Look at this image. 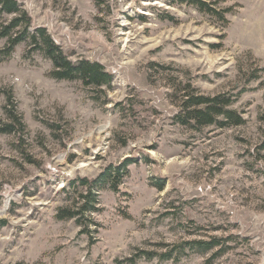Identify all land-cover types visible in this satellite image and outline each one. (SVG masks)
<instances>
[{
  "label": "rangeland",
  "instance_id": "rangeland-1",
  "mask_svg": "<svg viewBox=\"0 0 264 264\" xmlns=\"http://www.w3.org/2000/svg\"><path fill=\"white\" fill-rule=\"evenodd\" d=\"M17 1L71 60L113 79L100 91L56 80L24 42L0 61V120L11 90L27 130L21 146L0 133V263L264 264V0H203L228 9L224 24L172 0ZM188 92L231 95L243 122L182 125ZM125 158L91 237L55 219L71 179ZM213 237L208 251L187 245Z\"/></svg>",
  "mask_w": 264,
  "mask_h": 264
},
{
  "label": "trees",
  "instance_id": "trees-1",
  "mask_svg": "<svg viewBox=\"0 0 264 264\" xmlns=\"http://www.w3.org/2000/svg\"><path fill=\"white\" fill-rule=\"evenodd\" d=\"M93 1L99 3V0ZM172 1L189 4L198 11L214 16L223 24L226 22L225 13L228 9H216L203 0ZM3 16L7 18L0 19V39H4V45L0 48V61L8 58L14 48L24 42L27 45V54L39 53L50 61L49 75L56 80H78L90 90L99 91L111 85L112 74L107 72L101 63L84 58L71 60L45 27L32 25L31 17L17 0H0V18ZM233 101L232 96L225 93L207 96L188 92L182 100V113H178L176 119L182 125L215 124L219 127L238 125L243 122V118L231 108ZM2 109L6 119L0 120V133L13 134L18 141L16 145L21 146L20 142L27 135V130L22 115L17 111L11 90L5 91V104ZM25 155L28 163L38 164L29 155ZM134 162L135 159L125 158L117 164H107L92 178L71 179L68 186L62 189L64 205L56 209L55 219L72 220L79 228L80 235L91 237L99 226L93 215L100 210V192L104 189L118 192L121 180L128 173V166ZM157 187L162 189L163 183L158 184ZM5 224L6 221L0 219V227ZM220 243V239L213 237L209 240H192L187 245L191 249L208 251ZM146 257L149 259L153 255L146 254ZM160 257L161 260L172 259V253H164Z\"/></svg>",
  "mask_w": 264,
  "mask_h": 264
}]
</instances>
